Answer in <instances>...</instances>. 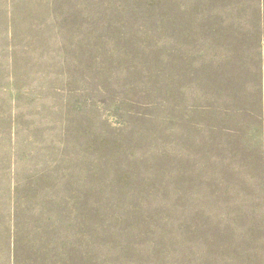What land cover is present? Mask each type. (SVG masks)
I'll return each instance as SVG.
<instances>
[{
	"label": "rangeland",
	"instance_id": "rangeland-1",
	"mask_svg": "<svg viewBox=\"0 0 264 264\" xmlns=\"http://www.w3.org/2000/svg\"><path fill=\"white\" fill-rule=\"evenodd\" d=\"M0 264H264V0H0Z\"/></svg>",
	"mask_w": 264,
	"mask_h": 264
}]
</instances>
